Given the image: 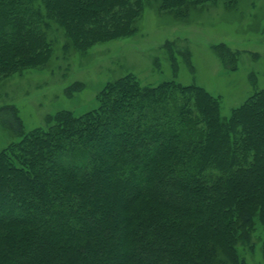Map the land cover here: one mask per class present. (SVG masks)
Instances as JSON below:
<instances>
[{"label": "trees", "instance_id": "1", "mask_svg": "<svg viewBox=\"0 0 264 264\" xmlns=\"http://www.w3.org/2000/svg\"><path fill=\"white\" fill-rule=\"evenodd\" d=\"M36 1L0 0V78L50 60L46 21L84 52L134 34L143 8ZM220 110L198 85L142 86L130 74L107 83L94 109L57 112L47 129L24 133L2 107L19 140L0 151V264H245L255 227L264 232V89L226 119Z\"/></svg>", "mask_w": 264, "mask_h": 264}, {"label": "rangeland", "instance_id": "2", "mask_svg": "<svg viewBox=\"0 0 264 264\" xmlns=\"http://www.w3.org/2000/svg\"><path fill=\"white\" fill-rule=\"evenodd\" d=\"M160 1H142L134 34L94 44L84 52L72 47L56 23L46 21L53 47L50 60L1 77L0 109L14 107L24 133L47 129L57 112L78 116L94 109L107 83L130 74L142 86L166 81L198 85L219 98L221 117L226 119L264 89V0L189 5L179 14L162 10ZM220 46L227 53V67L219 56ZM18 140L0 119V151ZM251 237L252 250L244 247L241 252L245 264H264V232L259 225Z\"/></svg>", "mask_w": 264, "mask_h": 264}]
</instances>
